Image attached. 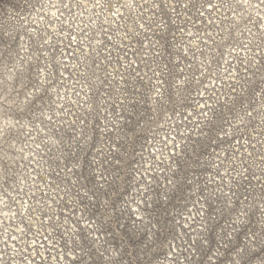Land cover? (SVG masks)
Returning a JSON list of instances; mask_svg holds the SVG:
<instances>
[{
	"label": "snow or ice",
	"instance_id": "6c2138e0",
	"mask_svg": "<svg viewBox=\"0 0 264 264\" xmlns=\"http://www.w3.org/2000/svg\"><path fill=\"white\" fill-rule=\"evenodd\" d=\"M25 3L36 12L34 27L28 30V42L17 45L11 32H0V139L8 141L14 130L21 128H29V135L32 130L38 136L44 133L36 147L63 146L58 158L64 164L63 171L72 173L81 169L83 176L85 168L97 164L95 158L89 160L90 146L95 147V127L89 129L88 121L80 119L83 127L67 142L58 135V128L49 127L56 124L52 115L54 106L56 116L63 109L57 101L65 98L59 91L68 70L65 55L76 61L73 69L79 70L83 65L78 75L91 89L87 73L92 67H100L93 53L99 56L103 49L108 53L104 59L111 62L113 50L120 52L122 55L116 57L119 64L128 60L131 52L141 59L128 60L123 66L127 70L133 63H144L151 72V76L148 72L141 75L138 68L133 69V80L147 88L146 100L151 101L152 112L156 114L155 118L148 117L146 126L141 128V132L148 133L144 139L153 146V151L147 157L141 154L142 163L135 169L134 177L141 186L138 193L153 192L155 185L153 204L157 218L142 229L148 241L153 244L159 241L158 246L166 248L163 259L155 264H264V152L260 153L258 164L248 163L251 152L247 157L237 156L241 140L245 148L249 144L254 149L258 144L264 147V0H25ZM177 4L185 9L196 8L201 16L205 9L213 14L225 9L232 16L224 19L231 22L226 28L216 25L219 31L215 33L207 31L202 44L190 41L182 52L176 45L180 63L150 67L142 54H151L150 50L165 40L171 30L165 17L167 12L176 11ZM145 12H151L147 20ZM214 23L209 17V24ZM153 25L164 32L155 43L147 35L154 31ZM61 37L68 41V47L76 46L72 53L61 50L54 42ZM19 40L24 41V37ZM89 59L91 64L86 63ZM184 61H188L187 70L181 66ZM92 76L100 80L95 72ZM251 133L261 139L255 140ZM141 148L142 152L147 151L143 145ZM209 148H219V152L210 154L214 162L205 165L201 157L209 154ZM99 163L103 165V161ZM254 168L259 170V176ZM11 171L6 166L0 170V245H3L0 264H65L69 254L72 260L68 264H98L94 257L105 255L108 250L103 245L107 241L101 242L99 236L89 239L91 232L79 241L65 242L64 251L46 255L47 249L39 241L51 242L54 234L64 227L53 208L63 197L57 200L39 186L35 190L29 186L25 192L23 180L17 189V181L9 175ZM106 171L97 169L93 180L83 176L87 183L79 184L76 192L81 203L95 202L93 215L101 213V209V214H106L109 207L108 193L104 191L108 182ZM203 172H209L206 179ZM253 179L259 192L252 184ZM57 191H62L59 184L53 188L54 193ZM37 192L41 193L39 198ZM101 195L106 199L101 200ZM169 206L175 210L174 215L169 213ZM90 227L85 222L82 231ZM63 234H68L66 228ZM77 248L79 256L75 254ZM106 264L121 262L109 258ZM128 264L144 262L136 259ZM146 264L153 262L149 260Z\"/></svg>",
	"mask_w": 264,
	"mask_h": 264
},
{
	"label": "rangeland",
	"instance_id": "374dc122",
	"mask_svg": "<svg viewBox=\"0 0 264 264\" xmlns=\"http://www.w3.org/2000/svg\"><path fill=\"white\" fill-rule=\"evenodd\" d=\"M33 13H35V10L27 6L25 0H0V32L5 30L11 32L13 36L16 37V44L19 45V43H21L19 40L21 31L18 29L15 31L12 26L15 24L17 25V20L19 19L29 18L32 20ZM149 15H151V12L144 13L145 20H147ZM225 16L231 17L232 13L225 9H221L220 12L213 14L205 9L204 15L201 16L196 8L189 7L185 9L177 4L176 11L167 12L165 17L167 22L171 25V30H169L165 36L167 44L165 45V40H160V43L156 44V49L150 50L151 54L145 52L142 55L146 58L148 65L153 68L156 67V64H160L161 68H163L165 63L170 62L169 67L173 64L180 63L176 45L179 46V51L182 52L184 46L190 41L202 44L207 31H212L214 33L219 31L216 25H219L220 28L228 27L231 21L224 19ZM209 17H212L214 20L215 23L213 25L209 24ZM172 21H175V24H172ZM153 28L154 31L149 32L147 35L152 42L155 43L164 35V32L163 30L155 29V25H153ZM181 28L183 31L179 30ZM189 33H191V35H189ZM101 38L103 39L104 37ZM61 39L63 41L62 43ZM141 39H143V37H141ZM27 42L28 39L25 43ZM54 42L61 50L67 49L68 53H72L73 49L76 48L75 45L68 47V41L64 40L63 37ZM125 43L127 44L129 42L126 41ZM132 43L133 46H135L134 42ZM161 45H164V47ZM100 52L101 54L99 56L93 53L100 67H92L87 73L88 81L93 85L91 89L84 83V78L78 75L79 71H83V65H81L82 69L75 70L73 69V64L76 61L73 60L71 63L65 62L68 65V70L64 74L65 80L63 85L59 87V91L61 93L62 87L63 93L66 94L67 99L66 101L63 99V104H61L63 109L60 110L61 113L58 114V116H56L54 106L52 115L56 117V125H49V127H53L54 130L58 128V135L64 137L65 142L75 134V131L83 127V125L79 123L80 119L83 118L88 121L89 129L95 127V141L93 142L95 147L90 146L89 160L95 158L97 164L91 169L85 168L83 170V176H87L88 180H93L97 176V169H100V171L108 169V171L104 172V175L108 178V182L104 184V191L108 193L107 199L109 200L107 213L101 214L103 213V209H101V213L93 215L95 211V202L84 200L83 203H81L77 199L76 192L79 184L87 183V181L83 178L81 169H76L72 173L63 171L64 164L62 161L58 160L61 156V149L63 146L50 144L47 148L43 145L41 148L36 147V144L44 137V133H40L38 136L37 132L32 130L31 135H29V128H21L14 130L8 141L0 139V170H3L5 166L10 168L12 171L9 175L13 176L17 182L21 178V175L26 176L28 172H34L38 177H40L41 172H45L48 178H44L45 181L41 179V181L44 183V187L45 185L47 186L45 187L46 191L49 195H55L57 200L63 197L59 204L53 205V208L60 215V223L64 227L54 234V239L51 242L46 239H41L39 241L45 245L47 249L46 255H55L57 252L64 251L62 246L65 242H70L72 239L79 241L82 236H86L88 232H91L89 239L99 236L101 242L107 241V243L103 245V247L108 250L105 255H97L94 257L98 261V264H106L109 258L119 260L121 264H128L129 260L135 261L136 259L144 262V264L151 260L153 264H155L157 260L163 259L166 248L159 247V241L155 244L148 241L142 231L145 224L149 223V221L154 223L157 218V210L153 204L155 200V185H153V192H148L146 194L138 193L137 188L141 186L138 182L134 181L136 175L135 169L142 163L141 154L147 157L149 152L153 151V146L148 144L144 139V137L148 136V133L141 132V128L146 126L145 121L148 117L155 118L156 114L152 112L151 101L146 100L147 88L142 87L140 83L133 80L135 76L133 69L138 68L141 75L148 72V69L145 68L144 63H133L132 68L126 70L123 65H126L128 60L139 61L141 59L140 57L133 56L131 52L128 54V60H121L119 64L116 62V57L122 55V53L113 50L112 59L111 62H109L104 59L108 53L103 49H100ZM158 52L162 53V55H158ZM75 54L77 56V53ZM154 60L155 63L153 62ZM87 62L91 64L92 60L89 59L86 63ZM187 63L188 61H184L181 65L185 67L186 70ZM176 71H179V69H176ZM92 72H95L100 80H96L92 76ZM70 73H72V75L69 78ZM109 73L111 75H108ZM148 75L151 76V72H148ZM77 80L81 82L77 83ZM134 83L135 87L132 86ZM146 83L145 81V84ZM83 85L88 87L87 90L82 87ZM138 89L139 91H137ZM79 93H84L83 95H86L87 98L83 100L82 97H79ZM71 95L75 97L76 100L77 98L79 99L76 101V105L73 104L74 101L71 100ZM52 99L54 101L57 100L55 94H53ZM101 101H103V103H101ZM169 115L173 114L169 112ZM141 117L145 119H141ZM137 121H139V125H137ZM152 127H155V125H152ZM102 129L106 130L101 131ZM250 135L254 136L257 141L261 139V137L256 136L255 133H251ZM33 138H35V140ZM245 138L247 139L248 137ZM11 140H13V142L9 143ZM15 145H24V149H29L33 153L35 152V155L28 156V160L24 158L22 163L18 162L19 158L16 156L14 157L15 164L12 162H8L9 164H7V160L4 158L10 153L11 157L14 156V153L17 152V148H14ZM117 145H119V148H117ZM141 145H143L147 151L142 152ZM241 145L242 147L237 151V156L247 157L248 153L251 152L253 155L248 158V163L253 164L255 161V163L258 164L259 155L261 152H264V147L258 144L254 149L251 144H249L245 148L243 147V140H241ZM225 147H227V145H225ZM214 152H219V148H209V154L201 157V163L205 165L213 163L214 157L210 154ZM100 161H103L102 166L99 163ZM57 163L60 164L59 168H57ZM71 166L69 162L68 167ZM254 170L257 171V176H259V170L255 168ZM197 171H202V169H197ZM209 171H211L210 168ZM57 172L60 173L59 176L56 175ZM208 175L209 172H203V177L205 179ZM10 181L9 185L11 186L12 181ZM160 182L163 183L162 176L160 177ZM57 184L60 185L62 191L54 193L53 188ZM109 184H111L112 187H109ZM252 184L256 185V191L259 192V185L256 184L255 179L252 180ZM16 187L18 189L19 184H17ZM89 187H91V185H89ZM25 192H27V190H25ZM65 192H68V195H65ZM40 195L41 193L37 192L38 198ZM100 199L104 200L106 197L101 195ZM32 203L35 202L32 201ZM149 205L153 206L149 207ZM85 206H87V208ZM169 213L175 214V210H173L171 206H169ZM138 216L142 217V219L138 220ZM85 222L91 224L92 227L82 231V229L85 228ZM181 223H183L182 219ZM65 228L68 230L67 235L63 234ZM97 228L99 229L98 232L95 230ZM77 233H79V235H77ZM53 245H55V248H53ZM148 245H150V249ZM101 251H103V249H101ZM133 253H135V256L132 255ZM75 254L77 256L80 255L78 248L75 249ZM71 260L72 255L69 254L65 264H68Z\"/></svg>",
	"mask_w": 264,
	"mask_h": 264
},
{
	"label": "bare ground",
	"instance_id": "6f19581e",
	"mask_svg": "<svg viewBox=\"0 0 264 264\" xmlns=\"http://www.w3.org/2000/svg\"><path fill=\"white\" fill-rule=\"evenodd\" d=\"M34 15H33V19L32 20H30L29 18H26V19H19V20H17V22H18V24L16 25H14V26H12V28L16 31V29H18L19 31H21L20 32V36H23L24 37V41H20L21 43L23 42V43H25L26 42V40L28 39V35H29V32H28V30L30 29V28H32V27H34V24L32 23L35 19H36V12L35 13H33ZM29 17V16H28ZM20 20H22V21H20ZM30 20V21H29ZM13 24V23H12ZM11 30V29H10ZM13 30V31H14ZM62 40V39H61ZM183 47V46H182ZM76 53H77V57H80V53H79V51L77 50L76 51ZM24 54V53H23ZM22 54V55H23ZM71 61H73V60H70V59H68V56H67V54L65 55V62H70L71 63ZM74 63V62H73ZM88 63V62H87ZM82 69V68H81ZM66 73V72H65ZM64 73V74H65ZM82 87H84V89L85 90H87V86L85 87L84 85L82 86ZM69 89V88H68ZM65 91H66V89H65ZM71 92V91H70ZM79 92H81V91H79ZM87 92V91H86ZM68 93H69V91H68ZM61 96L62 97H65L64 98V101H66V96H65V94L63 93V89H62V87H61ZM80 94V96L79 97H82L83 98V100L84 99H86L87 98V96L86 95H83L84 93H79ZM75 96V95H74ZM57 98V97H56ZM70 98H71V100L72 101H74V103L73 104H77V100H79L78 98H77V100H76V98L75 97H73L72 95L70 96ZM83 100H81V101H83ZM68 101V100H67ZM71 101V102H72ZM57 103L58 104H63V99H60V100H58L57 101ZM89 105V104H88ZM61 113V111H59V114ZM73 117V116H72ZM60 120V119H59ZM58 120V121H59ZM73 120V119H72ZM56 125V124H55ZM13 142V140H11L9 143H12ZM33 143V142H32ZM22 144V143H21ZM31 144V143H30ZM14 145V144H13ZM24 146V145H23ZM23 146L22 145H19V146H17V145H15L14 146V148L16 149L17 148V152H15L14 153V156H12L11 157V153L10 154H8L4 159L5 160H7V164H9L10 162H12L13 164H15V161H14V157H18L19 159H18V162H20V163H22V160H24V158H26L27 160H28V156H30V155H35L31 150H27V149H24L23 148ZM34 147V146H33ZM29 148H30V146H29ZM38 153V152H37ZM5 156V155H4ZM40 156V155H39ZM33 159V158H32ZM39 159V158H38ZM5 162V161H4ZM9 162V163H8ZM11 163V164H12ZM27 163V162H26ZM17 164V163H16ZM37 165V164H36ZM17 166V165H16ZM22 166H23V164H22ZM24 166H25V164H24ZM43 166V165H42ZM15 167V166H14ZM43 168V167H42ZM45 168V167H44ZM49 168V167H48ZM37 169V168H36ZM21 170H22V168H21ZM45 170V169H44ZM21 173V172H20ZM47 177V175H45V172H41V174H40V177H38L37 176V174L35 175V173L34 172H28V174L25 176V175H21V178L18 180V182H17V184H19V181H21V180H23V181H25V185H24V187L26 188L25 190H27L28 191V187L29 186H31L32 188H33V190H35V188H36V186H39L41 189H43V190H45L46 191V189H45V187H44V183L41 181V179L42 180H44V178H46ZM14 178V177H13ZM17 178V177H16ZM29 178H31V179H29ZM35 178V179H34ZM48 178V177H47ZM16 180V179H15ZM12 181V180H11ZM10 181V182H11ZM45 181V180H44ZM49 182V181H48ZM21 185L19 184V187H20ZM46 186V185H45ZM13 195H15V193H13ZM63 222V221H62ZM3 247V245H0V248H2Z\"/></svg>",
	"mask_w": 264,
	"mask_h": 264
}]
</instances>
